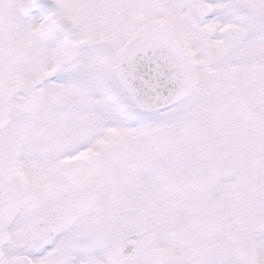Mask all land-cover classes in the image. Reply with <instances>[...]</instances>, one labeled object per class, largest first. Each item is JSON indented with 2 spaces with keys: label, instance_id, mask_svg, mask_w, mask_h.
<instances>
[{
  "label": "snow or ice",
  "instance_id": "1",
  "mask_svg": "<svg viewBox=\"0 0 264 264\" xmlns=\"http://www.w3.org/2000/svg\"><path fill=\"white\" fill-rule=\"evenodd\" d=\"M0 264H264V0H0Z\"/></svg>",
  "mask_w": 264,
  "mask_h": 264
}]
</instances>
